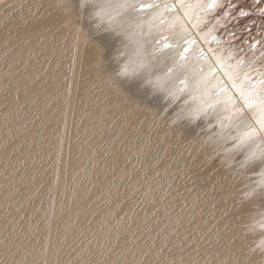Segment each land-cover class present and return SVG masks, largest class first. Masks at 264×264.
<instances>
[{"label": "bare ground", "instance_id": "1", "mask_svg": "<svg viewBox=\"0 0 264 264\" xmlns=\"http://www.w3.org/2000/svg\"><path fill=\"white\" fill-rule=\"evenodd\" d=\"M216 3L0 0V264H264V98L207 54Z\"/></svg>", "mask_w": 264, "mask_h": 264}, {"label": "rangeland", "instance_id": "2", "mask_svg": "<svg viewBox=\"0 0 264 264\" xmlns=\"http://www.w3.org/2000/svg\"><path fill=\"white\" fill-rule=\"evenodd\" d=\"M218 3L202 26V33L216 29L207 54L212 58L222 56L227 64L240 63L241 77L249 81L246 90L256 89L254 93L264 98V0Z\"/></svg>", "mask_w": 264, "mask_h": 264}]
</instances>
